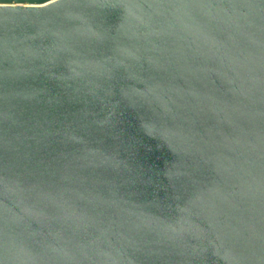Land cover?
Here are the masks:
<instances>
[{
    "label": "water",
    "instance_id": "water-1",
    "mask_svg": "<svg viewBox=\"0 0 264 264\" xmlns=\"http://www.w3.org/2000/svg\"><path fill=\"white\" fill-rule=\"evenodd\" d=\"M228 2L232 14L248 19L241 0ZM94 3L110 5L114 11L103 29L92 27L97 46L90 50L65 23L89 26L70 15ZM150 4L149 0H0V45L40 47L60 68L54 75L27 64L8 67L0 51V161L10 163L13 167L9 170L22 173L46 152L44 164L50 179L41 214L47 231L33 239H25L26 228L4 235L1 254L25 255V264H201L195 251L187 250L194 247L205 228L212 237L222 233L217 264H264V140L247 145L253 152L244 155L231 147L235 141L241 148L248 143L243 125H236V120L264 117V32L262 38H256L251 30L230 60L206 55L202 62L197 55L180 53L179 57L166 56L161 67H156L157 62L151 67L153 51L145 44L146 38L155 33L157 37L150 43H157L161 35L173 31L156 33L158 27L149 24L150 10L141 8ZM33 6H39L36 11L44 20L59 13L66 22L32 25L21 20L20 16L34 11ZM133 14L135 26L124 38L122 28ZM139 21L145 24L140 26ZM55 30H61L65 38L47 37ZM123 38L132 42L120 54ZM141 41L145 50L138 48ZM120 91L122 105L113 109L112 121H96ZM131 94H141V106L128 112L129 105L118 116ZM92 124L88 134L111 132L112 136L97 162L83 166L79 150L72 151L67 160L65 149L70 140L85 136ZM220 125H227L228 130ZM141 133L147 139L136 147L135 136ZM190 140H206L212 148L204 154L210 161L208 174L203 167V174L196 171L199 161L180 151ZM177 152L185 154L179 157L183 159L181 167L185 165L190 171L175 170ZM231 167V172L225 171ZM186 172L196 178L186 176ZM113 174L121 184L112 179ZM148 177L157 181L159 189L160 182L166 188V200L156 205L158 209L143 212L144 206L134 198L139 190H145L143 183ZM191 184L203 185L204 197L211 203V219L204 218L195 202L187 203L185 191ZM92 186L102 187L109 202L113 194L120 196L119 200L129 205L125 212L133 207L136 211L132 213L143 214L141 221H136V216L118 228L112 224L113 211L102 219L104 224L85 219L94 212L86 211L79 201ZM75 190L77 203L70 220L74 226L82 225L85 239L75 228L66 227L67 201L75 202ZM146 217L154 220L146 221ZM221 222L223 227L218 230ZM155 227L161 231L160 237ZM0 264L12 263L0 259Z\"/></svg>",
    "mask_w": 264,
    "mask_h": 264
},
{
    "label": "rangeland",
    "instance_id": "rangeland-1",
    "mask_svg": "<svg viewBox=\"0 0 264 264\" xmlns=\"http://www.w3.org/2000/svg\"><path fill=\"white\" fill-rule=\"evenodd\" d=\"M149 2H152V4L143 5L141 8L150 10V12H148V19L150 20L149 24L152 25V28L158 27L156 33L158 32L161 34L163 32L173 31L168 35H161L162 37L157 43H150L152 38L157 37L155 33L149 34V37L153 36L151 39L148 40L146 38L145 44L151 46V50L153 51V58L150 63L151 67H154L156 62L158 63L156 67L159 65L161 67L162 64L167 61L166 56L175 55V57H179L180 55L177 54L180 53L197 55L200 57L199 60L202 62L205 61L206 55H209L207 56L209 58H216V56H218V58L222 57L219 60H230L233 58L232 54H236V52L239 51V47L243 41L246 42V35L248 36L251 34V30L254 32L256 38L257 36L258 38H262L261 34L264 32V0H241V8L243 11L248 13V19L242 15L238 16L237 14H232L230 12V4L228 0H149ZM37 7L39 6H33L32 8L34 11L30 14L20 16L21 20L24 22L26 21V23L28 22V24L31 22L32 25L33 22L34 25H38L42 23V21H46L48 23L56 22L59 24L66 22L63 16L59 13L53 15L52 17H46L44 20L43 17H39L38 12L36 11ZM113 11L114 8L110 5L105 6L103 4L94 3L91 6L81 7L70 15V17L73 16L74 18L79 19L81 23L86 22L89 26L76 24V22L71 21H68L65 24H67V27L70 28L71 34L80 38L88 49L94 50L97 46V33L95 29H92V27L103 29L107 22V18ZM134 14L129 18L130 21L128 20L122 28L121 32L124 38H128L129 32L135 26V20L133 18ZM1 19L2 14L0 13V21ZM31 19L33 21H31ZM248 22L251 23V28L249 27ZM139 23L141 26L142 24H145V21H139ZM53 33L54 34L48 33L47 37H52V39L54 37L62 39L65 38L63 36L64 33H62L61 30H55ZM68 38L70 37L68 36ZM124 38L119 44L120 47H118L120 54H123L124 48L126 49V45H129L132 42L131 39L127 41ZM190 38H193L195 41H188ZM138 45L139 50L144 49L142 41L141 43L139 42ZM184 49H187L188 51H185ZM0 51L4 56L3 58L8 67H16L27 64L36 69L42 68L45 72H50L54 75H58V72L60 71V68L58 69L56 67L57 63L53 62L51 55H43L40 47L30 46L25 48L4 43L3 45H0ZM62 68L64 69V67ZM68 70L70 71V69ZM77 77L80 79L79 75ZM142 78L143 77L140 79ZM255 91L257 92V89ZM87 97L88 96L83 99V102L87 99ZM121 97L122 91L119 92V95L116 99H114L113 103H110L109 106L105 105L101 112L96 116V118L99 117L96 121L103 123L108 120L112 121V117H115L116 114V112H113V109L118 108L120 104L122 105L121 100H119ZM90 99L91 97H89L87 101ZM125 100V108L121 107L118 110V113L124 109L127 110L126 107L129 105L130 107L127 110L128 112L141 106V94H131L126 97ZM110 110H112L111 113ZM121 113H119L118 116H120ZM108 117L109 119H107ZM192 121H194V118H192ZM234 123L236 125H243L244 129L242 130H244L245 133L242 131V134L244 139H248V143L246 144V148H241V144L239 142L236 143L235 141L231 147L235 148L236 153L238 151V153L242 155L252 153L253 151L250 150L247 145L264 140V117L261 115L254 116L250 118L249 121L236 120ZM152 124L150 125L151 129L153 127ZM94 125L95 124H92L85 130V136L75 137L70 140L69 145H67L65 149L67 160L68 155H73L72 151L79 150V156H81V160L83 162L82 165L85 166L84 163H86L94 166V163L97 162L98 157L100 156V152L105 149L107 140L112 137L111 132L102 133L100 136H98L96 131L88 134ZM220 126L222 127V125ZM223 128L226 129V131L228 130L227 125H223L222 129ZM214 138L220 140L219 136H214ZM146 139L147 138L144 136V133H141V136L136 135L134 144L138 147V145L144 143ZM192 139L193 138H191V140ZM191 140L189 143L188 141H185V147L180 151L185 154H190L194 159L199 161L200 165L198 164L196 166V171L202 172L203 174V167L205 173L208 174L210 171V161L208 158H205L204 154L205 152H210L212 148L207 146L206 140ZM140 152H142V149H140ZM184 153L177 152L175 154L178 158L177 162L174 161L175 170L177 171L180 169L183 160L179 157L185 155ZM39 156L41 157L35 158L31 166L22 173L16 169L9 170L13 166L10 165V163L0 161V239H3L4 235L7 234H15L22 228H26V233L28 234L25 239H33L47 231L48 226L47 224L44 225L41 219V214L43 211V196L46 194V187H48L50 179L49 174L47 175L48 166L47 164H44L46 152H41ZM70 159H72L71 156ZM73 165L75 166V164ZM181 168H184L185 171H190V168L185 165ZM66 169H68V166ZM141 171L143 172L144 179H146L147 176L145 171ZM225 171L231 172L232 167ZM186 176L192 179L196 178L193 173L189 172H186ZM116 178L117 176L113 174L112 179L116 183L121 184L122 182ZM157 185L158 183L154 178L148 177L147 183H143L145 190L140 191L138 189V195L143 199V201L138 195L134 198V201L137 204L144 206L141 208L143 212L144 209L148 212L158 209L156 205L166 200L163 197L166 196V188L162 186L161 182L159 186L160 189ZM191 187V189L185 191L187 203L190 202V205H194L195 202L197 208H199L203 213L204 218L211 219L210 212L212 211V208L209 207L211 203L207 201L206 197H204V193L202 192L203 185L196 187L195 184H191ZM140 192H145L146 194L143 196ZM119 198L121 197L113 194V197H111V201L109 202L102 187L97 186L94 188V186H92L83 200L80 199L79 203L81 205L84 204L86 211L88 210L94 212L93 215L85 216V219L91 222L104 224L102 219H107L108 214L112 211L115 217L113 218L112 224L113 226L118 225V228H122L126 224H129L128 222H132L136 216H139L136 220L139 221L141 219L140 215L143 216V214L139 212H137V214L132 213L136 211L133 207L131 211L125 212L126 209H129V205L126 201H120ZM76 199L77 194L75 190V202L73 203L71 201H67L66 215L69 221L67 222L66 227L68 229L75 228L79 232L80 236L85 239L82 225L79 224L74 226L70 220L71 211L75 203H77ZM146 219V221L149 222L154 220L152 217H146ZM223 223L224 222H221L218 225V230L223 227ZM164 227H166V224H164ZM155 229L158 230L160 237L162 235L161 231H159L157 227H155ZM84 230L86 231L87 229L84 228ZM203 230L204 231L199 233L200 235L197 236L196 244L194 245L195 248L191 245L187 251H192V253L195 251V259L201 264H217L222 233H213L212 237L211 233L206 232L205 228ZM154 240H152V243ZM91 245H95V241L93 239L91 240ZM153 248L154 247H152V249ZM25 258V255H6L0 253V259L12 264H25ZM95 259L96 262H98L97 254Z\"/></svg>",
    "mask_w": 264,
    "mask_h": 264
}]
</instances>
